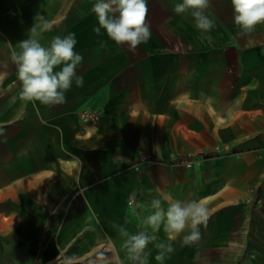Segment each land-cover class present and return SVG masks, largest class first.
<instances>
[{
	"label": "crops",
	"instance_id": "1",
	"mask_svg": "<svg viewBox=\"0 0 264 264\" xmlns=\"http://www.w3.org/2000/svg\"><path fill=\"white\" fill-rule=\"evenodd\" d=\"M96 2L0 0V264H138L118 229L144 230L154 199L209 216L194 243L161 226L148 264L155 243L174 248L163 264H264V24L242 30L231 0H209L202 33L182 0H146L152 35L133 51L93 31ZM37 14L43 46L74 33L83 56L60 105L20 96L12 53Z\"/></svg>",
	"mask_w": 264,
	"mask_h": 264
},
{
	"label": "clouds",
	"instance_id": "2",
	"mask_svg": "<svg viewBox=\"0 0 264 264\" xmlns=\"http://www.w3.org/2000/svg\"><path fill=\"white\" fill-rule=\"evenodd\" d=\"M231 5L234 23L242 30L251 32L257 25L264 24V0H231ZM208 6L209 0H182L174 11L183 14L191 10L195 27L202 33H208L216 26L215 21L206 14ZM91 11L96 15L99 25L93 31L99 34L104 29L117 45L126 44L129 50L134 51L151 38V26L146 22V0H97ZM37 27L43 32L51 30L52 25L43 15L37 14L29 31L31 35L17 44L18 52L12 53L21 84L20 96L26 101H39L43 105H60L65 103V93L71 89L73 81L77 87L84 84L83 76L77 74L83 56L74 51L77 44L74 33L54 37L50 46L45 47L36 38ZM203 38L211 42L210 36ZM135 207L144 208L145 205L137 204ZM150 207L154 211L144 218V230L130 234L122 226L118 229L120 235L126 238L122 248L138 264H148L145 249L149 243L158 240L155 233L159 232L161 226L170 241L186 229H191L183 236V242L194 243L200 239L198 226L206 223L209 216L208 208L202 200H175L165 209L159 199H154ZM148 228H151L153 234H149ZM155 247L161 250L155 257L159 264H163L166 254L174 251L170 243H155Z\"/></svg>",
	"mask_w": 264,
	"mask_h": 264
},
{
	"label": "built area",
	"instance_id": "3",
	"mask_svg": "<svg viewBox=\"0 0 264 264\" xmlns=\"http://www.w3.org/2000/svg\"><path fill=\"white\" fill-rule=\"evenodd\" d=\"M99 117V114H95L94 115V118H98ZM198 156L199 155H195V156H191V157H189V158H185V159H183V160H181L178 164L181 166V167H189V166H191L195 161H197L198 160ZM131 202L133 203V200H131Z\"/></svg>",
	"mask_w": 264,
	"mask_h": 264
}]
</instances>
